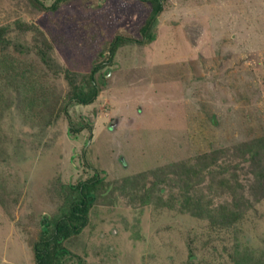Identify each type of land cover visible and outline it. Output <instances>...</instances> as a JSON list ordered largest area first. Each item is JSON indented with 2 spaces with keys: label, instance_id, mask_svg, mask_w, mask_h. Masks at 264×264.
<instances>
[{
  "label": "rangeland",
  "instance_id": "rangeland-1",
  "mask_svg": "<svg viewBox=\"0 0 264 264\" xmlns=\"http://www.w3.org/2000/svg\"><path fill=\"white\" fill-rule=\"evenodd\" d=\"M38 1L0 0V193L10 205L0 203V264H35L59 187L96 170L109 190L68 241L87 264H235L231 254L247 251L264 264V0H163L155 40L120 47L88 105L68 102L66 71L88 72L119 35L141 38L150 6L70 0L54 11L55 0ZM214 151L198 175L160 170L197 167ZM185 193L213 216L222 204L243 216L220 225L193 215Z\"/></svg>",
  "mask_w": 264,
  "mask_h": 264
},
{
  "label": "trees",
  "instance_id": "trees-1",
  "mask_svg": "<svg viewBox=\"0 0 264 264\" xmlns=\"http://www.w3.org/2000/svg\"><path fill=\"white\" fill-rule=\"evenodd\" d=\"M38 1V0H36ZM70 0H55L49 7L54 11L58 10L63 4ZM150 6V13L141 27L142 37L135 39L134 37L117 36L110 41L109 48L100 52V57L93 62L92 68L88 72H69L66 71V77L69 82V92L67 95L68 102H76L83 105L93 103L101 91V82L99 76L105 77V73H101L107 65H112L114 57L118 49L127 44L139 43L141 44L143 38H147V43L155 40V29L159 23V14L163 12L165 5L163 0H142ZM39 2V1H38ZM15 26L23 31H34L37 38L48 49L53 48V43L50 42L46 34L40 30L39 27L32 23L24 22L16 19ZM8 31V26L0 27V41H5V35ZM45 54V51H43ZM2 60V59H1ZM0 67L3 68L0 61ZM62 109H66L65 106ZM71 134L76 137L77 131L74 127H70ZM256 142L264 144V137L258 138ZM252 152V158L257 159L255 148L248 146ZM264 149V148H263ZM4 152L0 150V157H4ZM216 152L205 153L199 155L198 166L193 167L189 164L180 162H171L165 167H160L164 176H168V172L175 174L182 179L184 176L192 177L200 174L202 169L209 167L212 157ZM167 175H166V174ZM260 178L264 183V170L258 171ZM103 172L96 170L95 173L75 183H62L59 191L63 202L58 207L57 212L53 216H46L42 220L39 238L34 240L32 247L34 250L35 264H87L84 255L74 252L68 245V241L79 236L91 220V213L95 207L98 197L109 190V184L103 177ZM161 177V176H159ZM131 181V179H128ZM226 180L222 181V184ZM229 186V183L226 182ZM0 203L9 211L8 204L3 193H0ZM183 208L191 211L193 215L204 217L210 216L212 220H216L220 225H229L236 222L243 216V212L237 209H231L229 206L222 204L218 207L216 216L212 215V209L203 206L201 202L194 199L192 195L185 193L181 200ZM209 209V210H208ZM231 258L235 264H249L252 261V256L247 253H232Z\"/></svg>",
  "mask_w": 264,
  "mask_h": 264
},
{
  "label": "water",
  "instance_id": "water-1",
  "mask_svg": "<svg viewBox=\"0 0 264 264\" xmlns=\"http://www.w3.org/2000/svg\"><path fill=\"white\" fill-rule=\"evenodd\" d=\"M99 93H100V91H99ZM119 118H116L110 125H109V129L111 130V131H113V130H115V128L118 126V124H119Z\"/></svg>",
  "mask_w": 264,
  "mask_h": 264
}]
</instances>
